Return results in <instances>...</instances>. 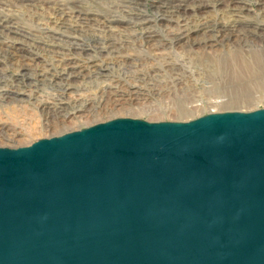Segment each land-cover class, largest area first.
<instances>
[{
	"label": "water",
	"instance_id": "obj_1",
	"mask_svg": "<svg viewBox=\"0 0 264 264\" xmlns=\"http://www.w3.org/2000/svg\"><path fill=\"white\" fill-rule=\"evenodd\" d=\"M0 264H264V108L0 147Z\"/></svg>",
	"mask_w": 264,
	"mask_h": 264
},
{
	"label": "rangeland",
	"instance_id": "obj_2",
	"mask_svg": "<svg viewBox=\"0 0 264 264\" xmlns=\"http://www.w3.org/2000/svg\"><path fill=\"white\" fill-rule=\"evenodd\" d=\"M170 1L0 0V147L119 117L190 121L264 108V70L240 81L232 74L253 69L264 55L260 35L243 30L264 31V0H202L201 18L189 19L193 28L183 40L173 37L179 25L170 23ZM145 18L155 32L151 43ZM236 21L242 31L230 40L205 30L206 22ZM110 37L122 48L110 47ZM128 37L137 38L131 48ZM214 38L219 44L205 45ZM71 67L86 76L65 86L62 75ZM45 103L67 108V115H47Z\"/></svg>",
	"mask_w": 264,
	"mask_h": 264
},
{
	"label": "bare ground",
	"instance_id": "obj_3",
	"mask_svg": "<svg viewBox=\"0 0 264 264\" xmlns=\"http://www.w3.org/2000/svg\"><path fill=\"white\" fill-rule=\"evenodd\" d=\"M131 2H134L135 5L139 4V0H130ZM217 1H221V0H217ZM204 2H202V0H171L170 3H167V10L166 12L169 13L170 15L168 17H171L170 23L171 22H176L178 23L179 27H177L176 29H174V32L176 35H174L173 37L176 39H185L189 37V32L190 30H192V26L189 23V19L192 18H201L199 11L205 6L203 5ZM202 7V8H201ZM235 13L237 12H241L240 8L238 7H234L232 9ZM239 16V13H238ZM173 20V21H172ZM148 19L145 18V20H143L141 22V24L144 27V30L148 31L147 32V36L145 37V41L147 43H151L152 41H154V36H155V32L154 31H150V25L148 23ZM238 21H236L233 24H217V23H210V22H206L204 23L205 26V30L208 31L209 29H212L214 32H216L217 34H221V33H226L225 37L227 40H230L231 37L239 32L242 31V27L238 25L237 23ZM111 23V22H110ZM84 26H82L83 28ZM243 30L249 34V35H260V38L262 40V42L264 43V31H260L259 29H257V27H250V26H245V28H243ZM216 36V35H214ZM129 39V44H128V48L131 45H135V42L137 41V38L135 39L134 37H128ZM110 40H112V43L110 44V47L112 46H118L117 48L121 49L122 46H120V40H117V37H110ZM214 41V42H213ZM118 42V43H116ZM197 42H190L189 45L190 47H193L194 44H196ZM217 44H219V41L217 39H212L210 42H205V45H208V47H213L216 46ZM165 45V44H162ZM161 45V46H162ZM131 48V47H130ZM53 52V51H52ZM56 52V51H55ZM57 53V52H56ZM246 67V66H244ZM243 67V68H244ZM73 68V67H71ZM253 69H251L250 67H247L244 70H233L232 74H233V79L235 81H240L242 79H247V78H251V76L255 75V73H259L260 75H263V70H264V55H259V57L257 58V62H256V66H252ZM242 69V68H241ZM26 75V74H25ZM65 76V77H63ZM86 75H84L81 71H77L75 70V68H73L72 70L67 71L66 73H64L62 75L63 79L61 81H65L64 85L66 86H70V84H72L73 79L75 77H79V78H85ZM96 78H100L95 76ZM64 86V87H65ZM73 93V92H72ZM79 107L82 106L81 102L78 103ZM45 108H43L44 113H46L47 115L49 114H65L67 115V108H62L61 106L58 105H52L50 103H45ZM44 107V106H43Z\"/></svg>",
	"mask_w": 264,
	"mask_h": 264
}]
</instances>
